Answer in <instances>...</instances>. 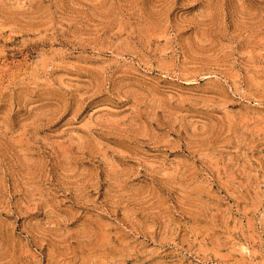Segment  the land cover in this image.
<instances>
[{
	"label": "rangeland",
	"instance_id": "374dc122",
	"mask_svg": "<svg viewBox=\"0 0 264 264\" xmlns=\"http://www.w3.org/2000/svg\"><path fill=\"white\" fill-rule=\"evenodd\" d=\"M0 264H264V0H0Z\"/></svg>",
	"mask_w": 264,
	"mask_h": 264
}]
</instances>
